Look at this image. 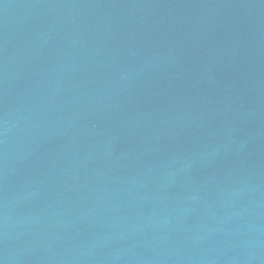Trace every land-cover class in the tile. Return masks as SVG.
<instances>
[{
	"label": "water",
	"instance_id": "water-1",
	"mask_svg": "<svg viewBox=\"0 0 264 264\" xmlns=\"http://www.w3.org/2000/svg\"><path fill=\"white\" fill-rule=\"evenodd\" d=\"M0 264H264V0H0Z\"/></svg>",
	"mask_w": 264,
	"mask_h": 264
}]
</instances>
